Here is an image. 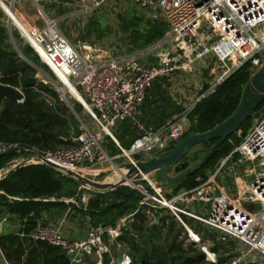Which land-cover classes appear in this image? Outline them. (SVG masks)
<instances>
[{
    "label": "built area",
    "instance_id": "1",
    "mask_svg": "<svg viewBox=\"0 0 264 264\" xmlns=\"http://www.w3.org/2000/svg\"><path fill=\"white\" fill-rule=\"evenodd\" d=\"M107 1L72 0V5L82 15H88ZM132 1L149 12L154 21L165 24L166 32L150 46L129 54L92 43L72 44L60 30L58 20L50 18L43 10L38 13L40 27L28 28L24 33L14 24L23 44L31 48L39 62L53 75L59 98L68 100L71 96L90 122H81L80 133L71 138V145L55 151L40 152L0 141V156L14 148L17 149L14 154L20 155L1 170H14L22 164L24 167L43 165L33 159V154L21 152V149H27L95 182H102L95 178L109 171L110 167L127 173L126 165L150 161L144 158L145 155L154 154L160 158L171 150L172 144L175 146L181 142L189 127L188 115L196 104L214 94L217 87L237 70L249 64L252 76L261 68L264 0ZM52 2L59 3L58 0ZM206 66L209 79L201 84L203 87H197L195 100L182 113L172 116L159 127L147 126L135 118L155 81L164 79L175 84L182 78H192ZM68 85L73 87L79 100L70 94ZM258 119L245 136L237 132L240 144L218 162L206 180H198L195 188L182 190L176 195L172 192L165 194L154 180L153 173H138L124 186L137 192L141 196L140 202L133 212L119 218L113 226L90 225L85 237L70 236L66 230L68 210L65 217L55 223L38 221L29 238L60 249L69 264H88V261L104 264L105 257L108 264H136L126 245L119 241L122 232L134 222L138 213L144 215L146 228L158 225L168 213L187 234L185 244L191 241L208 264H264V117ZM126 121L131 123L136 135L128 149H124L113 135ZM105 139L117 148L116 156L109 157L103 149ZM24 154L30 157L24 158ZM120 159L126 161L121 168L113 164ZM105 164L108 166L104 167ZM91 169L98 171H87ZM222 174L230 180L227 189L219 184ZM120 178L114 173L111 179ZM138 182H144L147 189L140 187ZM91 193L94 192L77 186L75 197L82 205L79 210L86 211ZM57 201L65 205L69 202L79 208L74 199ZM195 204L203 207L196 209ZM178 206H183V210ZM181 215L202 223V227L209 229L212 238L224 249L214 252V241L193 231ZM6 224L7 219L1 218L0 236Z\"/></svg>",
    "mask_w": 264,
    "mask_h": 264
},
{
    "label": "trees",
    "instance_id": "2",
    "mask_svg": "<svg viewBox=\"0 0 264 264\" xmlns=\"http://www.w3.org/2000/svg\"><path fill=\"white\" fill-rule=\"evenodd\" d=\"M43 5V0H37ZM65 2L64 0H59ZM70 1V0H69ZM46 5V4H45ZM58 4L46 5L47 9ZM122 31L128 35V42L138 50L144 49L161 39L166 26L161 22H149L142 26L134 16L121 19ZM4 27L0 26V84L19 89L23 102L0 100V141L34 148L40 152L54 151L58 146H69L71 125L67 117L68 109L63 106L57 93L49 85L37 79L39 69L54 80L46 66L41 64L31 50L24 44L18 45L21 54L29 62L18 57L8 41ZM251 78L249 64L244 65L219 85L211 96L196 104L188 115L189 127L182 139L190 135L207 133L225 122L239 107L243 91ZM164 79L155 81L148 91V97L141 105L139 120L147 126L159 127L173 115L182 111L172 104L162 89ZM52 101V102H50ZM82 109L81 106L78 107ZM264 108V100L256 111ZM77 112V110H76ZM71 117V116H70ZM253 120L247 119L238 129L245 136L251 129ZM129 121L121 123L115 132L120 145L128 149L136 138L135 130ZM237 131V132H238ZM237 132L222 143L207 163L192 176L176 183L173 192L190 190L198 185V180H206L218 162L228 156L234 146L240 144ZM80 132H77V135ZM216 140L201 144L203 152L186 153L180 166L193 167L208 152ZM114 149L115 145L110 141ZM177 145L171 148L174 149ZM117 151V150H116ZM169 153V150H168ZM14 153L0 156V169ZM72 186L75 190H67ZM77 185L61 177L44 165H30L10 173L0 180V218L19 225L17 233L0 236V262L8 264H69L66 255L58 248L46 243L35 242L29 238L42 214H62L69 206L58 202L62 197L75 195ZM86 211H75L86 215L92 226H113L122 216L133 212L141 199L137 192L122 186L106 194L91 193ZM54 199L56 201H50ZM112 201H108V200ZM111 202L113 205H111ZM76 209L73 206H70ZM25 220V223L23 221ZM204 238V237H202ZM187 236L172 217H165L150 228L145 227V217L138 213L134 222L122 232L119 241L128 248L129 255L136 264H208L204 255L193 243L185 244ZM214 241L212 250L218 252L224 247ZM224 261V260H222ZM1 264V263H0ZM104 264H108L105 257Z\"/></svg>",
    "mask_w": 264,
    "mask_h": 264
},
{
    "label": "rangeland",
    "instance_id": "3",
    "mask_svg": "<svg viewBox=\"0 0 264 264\" xmlns=\"http://www.w3.org/2000/svg\"><path fill=\"white\" fill-rule=\"evenodd\" d=\"M65 2H61L58 0L59 3H53L52 0H43V5H40L39 3H35V7L32 8L31 10L33 11L34 16H31L30 21L31 25L34 27H40L41 26V19L39 17V12L41 10L44 11V8L46 5L51 6V4H58L57 7H51L47 9V14L49 15L50 18L58 20V26L62 33L65 35L66 38H68L72 44H77V42H85V43H92V44H97L98 46H101L103 48H110L114 49L115 52L120 53V54H129L137 51L138 49L133 47L129 42H128V35L125 34L122 31L121 28V19L124 18H131L134 16L137 20H139L140 24L142 26L145 25V23H151V22H157L154 21L150 15L149 12L139 8L136 6L132 0H109L105 5H103L99 10L88 14V15H82L79 13V9L73 7L72 5V0H64ZM46 4V5H45ZM25 26V25H24ZM26 27V26H25ZM13 28V27H12ZM29 28V27H27ZM31 28V27H30ZM14 42L18 48V45L23 46V41L20 39V36L15 28L12 30ZM9 39V38H8ZM10 45L12 46L10 39L8 40ZM13 48V46H12ZM14 49V48H13ZM19 50V49H18ZM16 52V51H15ZM17 53V52H16ZM21 53V52H20ZM18 54V53H17ZM22 55V54H21ZM18 57L20 58V54H18ZM23 58L21 59H26L23 55ZM29 62L28 60H25ZM147 61H150L153 63V60L150 58H147ZM144 63V60L141 61ZM30 63V62H29ZM210 64V63H209ZM209 66V65H207ZM207 66L205 69H202L199 71L196 75H194L192 78H182L177 83H168L164 82L162 85L163 91L166 93V95L169 97L170 101L172 104L176 107H180L182 113L192 102L195 100V94L197 93L196 91L198 90L199 87H203L204 81L209 79V75L207 72ZM38 69V68H37ZM44 72V71H43ZM45 73V72H44ZM46 74V73H45ZM37 79L45 85H49L52 90V86L47 83V80L45 79L44 75L39 72L38 75L36 76ZM184 82V84H183ZM186 82V83H185ZM197 84V86H196ZM198 87V88H197ZM179 89V90H178ZM177 91V92H176ZM181 92V94H180ZM71 95L74 96L73 92H70ZM76 95V94H75ZM185 96V99L182 98ZM58 97V101L65 106L68 109L67 117L71 118L70 119V125H71V130H70V135L69 138L63 139L64 142H67L68 140H71V138L75 137L77 135V132H80V126L81 122H90L88 119L87 115L83 112L82 109H79L80 105L75 101L71 96H68V101L71 105V107L74 110V113L68 108L67 104L65 102H62ZM76 98V97H75ZM79 100V98H76ZM52 102V101H50ZM77 110V112H76ZM178 113V114H180ZM178 114H175L173 116H176ZM71 116V117H70ZM264 117V113L259 117L258 120H261ZM135 118L139 120L140 118V113H137ZM254 123V121H253ZM132 128V127H131ZM133 129V128H132ZM115 132H113V135L115 137ZM180 143V142H179ZM178 143V144H179ZM176 144V145H178ZM174 146V144H172ZM66 146H58L55 150L64 148ZM103 149L106 151L109 157H114L118 154L117 148L114 149L113 146L110 143V140L105 139L103 145ZM122 147L125 149L127 146L122 145ZM54 150V151H55ZM117 150V151H116ZM173 150V149H172ZM193 152H203L204 148L203 146L197 145L191 148ZM171 151V150H170ZM169 151V152H170ZM165 154V153H164ZM163 155V154H161ZM19 154H14L13 156L9 157L7 159V163L5 166L12 160L17 159L19 157ZM24 158L30 157L28 154L23 155ZM144 158L146 160H154L158 157L156 155L151 154V155H145ZM116 167H123L126 165V161L124 159L116 160L113 163ZM4 166V167H5ZM3 167V168H4ZM2 168V169H3ZM1 170V169H0ZM259 170V169H258ZM115 169L110 167L109 171L106 173L96 177V181H105L106 178L109 176L107 180H110L112 176H114ZM154 180L159 184V186L162 188V191L165 194H169L172 192L173 195L178 194L179 192H173L176 188L175 184H170L168 182L162 181L160 179V174L158 172L152 174ZM168 176L170 178H174L176 174L173 171V168H171L168 171ZM219 184L224 186L226 189L227 187L230 186L229 183V178L227 175L222 174L221 177L218 179ZM139 186L147 189V186L144 182H138ZM67 190H75L74 187L68 186ZM76 194V193H75ZM171 195H168V197H172ZM61 199L63 200H71L74 199L76 203L78 204V209L75 205L68 204L66 206H69L67 208V211L69 212V215L67 216V219L69 221L73 222L72 225V230H68L71 234H76L77 236H83L85 237L88 231V227L92 224L91 220L88 218L86 215H78V212L75 213V211H78L79 209L82 208L81 202L78 197H75V195L70 196V197H62ZM73 206L76 209L70 207ZM194 208L199 209L203 207L201 204H195L193 205ZM205 209H208L207 206L204 207ZM179 210H183V206H178ZM81 211V210H79ZM83 211V210H82ZM188 212V211H186ZM167 217H171L168 213H166ZM181 218L183 219L184 222H186L193 231H196L199 233V235H202L205 239H208L209 241L212 240V233H209V229H206L205 227H202V223H195L193 220L187 218L184 215H181ZM187 236V234H186ZM188 239V237H187ZM187 243H191V241H187Z\"/></svg>",
    "mask_w": 264,
    "mask_h": 264
},
{
    "label": "water",
    "instance_id": "4",
    "mask_svg": "<svg viewBox=\"0 0 264 264\" xmlns=\"http://www.w3.org/2000/svg\"><path fill=\"white\" fill-rule=\"evenodd\" d=\"M0 7H3L2 2L0 1ZM10 11V10H9ZM11 12V11H10ZM9 16V15H8ZM10 27H9V39L14 48V50L20 54V58H23L20 51L18 50L14 39L12 37V29L11 25L15 24L13 18L9 16ZM16 25V24H15ZM26 60V59H24ZM47 83L52 86V88L57 90L56 82L50 78L47 74H45L41 69H39ZM56 92V91H55ZM58 94V93H57ZM23 94L16 88L2 85L0 84V100H13L17 103L23 102ZM62 102H65L68 108L74 113L73 108L71 107L68 100L60 99ZM264 100V57L263 64L261 68L251 76L248 84L246 85L242 99L237 110L222 124L214 128L213 130L199 135H190L181 140V142L169 153L160 158L146 161V162H138L135 166L126 165L127 173L123 178L120 179H110L102 182L92 181L80 174H77L71 170L62 168L56 164H53L43 158L42 155L35 151H28L27 149H21L23 153H31L33 154V159L36 161H41L44 166L50 168L55 173L60 175L61 177L73 182L77 186L82 188L90 189L92 192L96 194H106L116 190L119 187L124 186L127 181H130L133 175L138 173L141 174H149L156 173L160 174V179L162 181L168 182L170 184H176L180 181L192 176L196 171L201 169L207 161L219 150L222 143L229 137L231 134L238 131L240 126L247 120L251 119L253 121L257 120L263 113L264 108L260 111H256L257 107ZM75 114V113H74ZM216 140V142L211 146L208 152L202 157V159L193 167L180 166V161L182 157L189 152L191 148L194 146L207 143L210 141ZM17 151L16 148L9 151L7 154L15 153ZM24 165H19L12 169H4L0 171V180L5 178L10 173L16 171L17 169L23 168ZM173 168L176 176L174 178H170L168 176V171ZM132 192H135L132 190ZM108 201H112L111 199ZM111 205L113 203L111 202ZM244 207H248V205L243 203Z\"/></svg>",
    "mask_w": 264,
    "mask_h": 264
},
{
    "label": "crops",
    "instance_id": "5",
    "mask_svg": "<svg viewBox=\"0 0 264 264\" xmlns=\"http://www.w3.org/2000/svg\"><path fill=\"white\" fill-rule=\"evenodd\" d=\"M2 2V4L4 6H6L11 13L13 14V16L19 21L21 22L23 25H25L26 27H33L31 25V21L30 18L31 16H34L33 11L31 10L32 8L35 7V3L38 4L37 0H0ZM0 7V26L4 27L6 30V33L8 35L9 38V27H10V20H9V16L5 13L7 12L5 7ZM15 28L14 24L11 25V29L13 30V28ZM74 93V92H73ZM74 97L79 98L78 95H75L74 93ZM67 210L62 213V214H55L54 212L49 213V214H42L41 218L39 221L48 224V223H55L57 221H60L61 219H63L65 217ZM6 218L7 219V224L6 227L4 229L3 235H6L8 233H17L18 229H19V225L16 223H13L9 220V217L7 216H3L1 218ZM0 218V219H1ZM117 222V221H116ZM67 223V233L70 236L76 237V234H71L70 232H68V230H72V225L73 222L66 221ZM80 237V236H78ZM80 238H83V236H81ZM1 264H5L3 261L0 262ZM88 264H91V262L88 261Z\"/></svg>",
    "mask_w": 264,
    "mask_h": 264
},
{
    "label": "bare ground",
    "instance_id": "6",
    "mask_svg": "<svg viewBox=\"0 0 264 264\" xmlns=\"http://www.w3.org/2000/svg\"><path fill=\"white\" fill-rule=\"evenodd\" d=\"M4 6V5H3ZM5 8H6V10H7V12H5L7 15H9L11 18H13L14 19V21H15V24L19 27V29L20 30H22V32H24V33H26L27 32V30H28V28L27 27H25L21 22H19L14 16H13V14L9 11V9L6 7V6H4ZM68 88H69V90L71 91V92H74L76 95H78L76 92H75V90L73 89V87L72 86H70V85H68ZM108 163V162H107ZM109 164V163H108ZM108 164H105L104 165V167H107L108 166ZM109 165H111V164H109ZM87 171H89V172H91V173H96L97 171H98V169H91V170H87ZM126 174V170H121V171H118L117 169H115V175L117 176V177H121V178H123V176Z\"/></svg>",
    "mask_w": 264,
    "mask_h": 264
}]
</instances>
